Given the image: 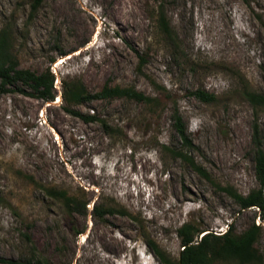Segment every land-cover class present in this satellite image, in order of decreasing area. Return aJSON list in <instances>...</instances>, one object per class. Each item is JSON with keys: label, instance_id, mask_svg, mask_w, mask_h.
<instances>
[{"label": "rangeland", "instance_id": "1", "mask_svg": "<svg viewBox=\"0 0 264 264\" xmlns=\"http://www.w3.org/2000/svg\"><path fill=\"white\" fill-rule=\"evenodd\" d=\"M160 6L172 38L159 28ZM29 12L30 0H0V29L10 27L19 68L54 74V99L23 94L21 83L0 92V264L38 257L51 264H172L182 249L177 229L187 221L216 234L259 223L255 246L264 264L259 211L241 209L223 190L258 187L252 126L258 123L264 148V107L243 91L264 94V0H43ZM73 84L90 93L132 87L154 100L68 103L64 90ZM198 89L216 99H198ZM66 107L99 115L112 128ZM175 111L190 148L175 132ZM58 190L86 211L70 210L52 195ZM97 204L114 211L96 216ZM102 231L122 246L111 249Z\"/></svg>", "mask_w": 264, "mask_h": 264}, {"label": "trees", "instance_id": "2", "mask_svg": "<svg viewBox=\"0 0 264 264\" xmlns=\"http://www.w3.org/2000/svg\"><path fill=\"white\" fill-rule=\"evenodd\" d=\"M43 0H30L29 16L32 17L36 9ZM158 25L165 36L172 38L170 24L164 13L162 6L159 7ZM11 35L9 25H5L0 29V92L11 90L12 86L21 83L23 87H17L21 93L40 98L44 101H52L54 99V74L46 69L37 73L29 69L19 68L16 59L11 50ZM142 60V58H141ZM29 90H26V88ZM243 91L244 96L253 106L264 107V94L258 93L247 86ZM193 94L202 101H214L216 95L205 90H195ZM110 96H124L140 101L152 102L154 98L132 87L120 86H104L97 92H87L83 86L73 84L70 88L64 90V98L68 103H79L88 99H102ZM65 111L73 116L80 118L84 122L98 121L105 131H110L112 126L104 118L93 113H85L78 109L66 107ZM173 125L175 132L179 136L182 147L190 148L193 142L186 132L185 125L181 116L177 111L173 114ZM252 143L254 146V171L258 182V187L251 189L247 194H240L231 186L223 188L230 196H232L241 209L251 207L257 208L258 216L264 222V148L262 146V135L260 133L258 123L255 121L252 126ZM176 155L186 161L197 173L203 177L210 178L206 170L194 159L183 151V149L175 150ZM51 193L50 191H48ZM52 195L65 199V204L70 210L81 212L86 211V204L80 203L76 198L68 197L66 191H52ZM93 213L96 216L113 213V207L102 205H94ZM229 226V225H228ZM225 232L216 234L212 232L203 233L192 222H184L177 229L180 236L182 249L176 262L172 264H211L213 259L236 260L240 264H260L262 255L255 246L258 236L261 233V225L252 222L250 226L242 233L236 234L232 228L228 227ZM200 233H202L201 236ZM149 247L154 251H158L157 245L152 241H147ZM9 263H17L16 260H6ZM21 264H51L45 257L29 259Z\"/></svg>", "mask_w": 264, "mask_h": 264}, {"label": "bare ground", "instance_id": "3", "mask_svg": "<svg viewBox=\"0 0 264 264\" xmlns=\"http://www.w3.org/2000/svg\"><path fill=\"white\" fill-rule=\"evenodd\" d=\"M100 239L103 243L107 244L111 249L120 248L122 246L121 239H118L116 237H112L108 231H102L100 233Z\"/></svg>", "mask_w": 264, "mask_h": 264}]
</instances>
